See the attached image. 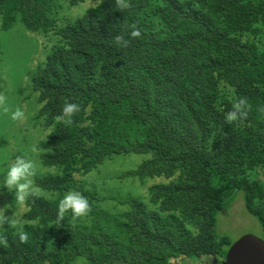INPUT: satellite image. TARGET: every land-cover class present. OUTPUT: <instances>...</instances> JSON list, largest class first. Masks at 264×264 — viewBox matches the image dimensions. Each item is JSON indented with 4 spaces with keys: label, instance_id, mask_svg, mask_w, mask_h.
<instances>
[{
    "label": "trees",
    "instance_id": "obj_1",
    "mask_svg": "<svg viewBox=\"0 0 264 264\" xmlns=\"http://www.w3.org/2000/svg\"><path fill=\"white\" fill-rule=\"evenodd\" d=\"M57 7L59 0H0L2 28L19 22L46 34ZM133 26L140 38H130ZM260 28L264 0H99L56 27L61 43L30 71V83L42 103L38 115L52 127L41 164L57 171L35 177L42 195L26 200L27 239L15 228L0 231V264H221L230 241L216 233L217 214L238 192L264 234V208L255 206L264 201V184L247 177L264 169V121L251 109H264L257 93L264 53L245 36ZM116 36L129 46L117 45ZM221 81L237 102L246 101L240 127L225 120L234 104L220 100ZM65 102L80 105L67 126L56 120ZM131 153L149 158L125 175L177 176L149 188L157 210L129 199L118 220L92 207L95 196L73 176ZM71 190L88 198L89 223L70 213L57 221L59 201ZM44 193L61 194L52 200Z\"/></svg>",
    "mask_w": 264,
    "mask_h": 264
},
{
    "label": "rangeland",
    "instance_id": "obj_2",
    "mask_svg": "<svg viewBox=\"0 0 264 264\" xmlns=\"http://www.w3.org/2000/svg\"><path fill=\"white\" fill-rule=\"evenodd\" d=\"M98 3L99 0H85L76 6H71L68 0H59L55 26L46 34L27 30L19 22H15L11 28L4 30L0 14V98L3 100L0 103V208L4 207L9 210L7 215L12 214L14 218L19 219L21 227L26 223L23 218L27 211L26 201L18 204L14 195L4 189L3 175L8 165L16 156L27 154L37 162L39 168L37 176L57 171L54 167L46 168L41 164V155L45 152L41 147V142L50 134L52 127L47 128L44 118L38 115L42 103L38 100L39 94L32 91L30 71L36 66L44 64L52 47L61 43L60 36L55 32L56 27L60 28L73 22L87 9L96 7ZM260 29L261 33L259 34L245 36L253 40L259 51L264 53V28ZM219 87L221 88L220 100L229 98L233 104L237 103L233 88L226 87L222 81ZM257 87L259 88L257 93L261 92L264 95V87L260 85ZM262 107L264 108V102ZM5 108L9 110L7 113ZM16 108H20L24 112V118L18 121L11 119V112ZM251 109L254 116L264 121V109L261 111L257 108ZM235 122L238 127L244 124L243 120ZM33 146H37L40 151L32 153L30 149ZM148 158L149 156L146 155L132 153L112 156L86 174L75 173L74 181L77 186H82L83 191H89L95 196L92 207L99 212H107L113 217L117 216L118 220L123 219L118 215H122L128 210V205L124 201L129 199L142 202L147 210H157L158 205L149 201V188L153 185L167 184L175 179L177 174L172 178L156 176L143 179L125 175L135 170ZM247 177L264 184V169L256 168L248 172ZM59 194L44 193L43 195L53 200L59 197ZM255 206L264 208V201L256 199ZM72 219L76 222L89 223L90 216L72 217ZM6 228H9L8 225L0 224V231ZM11 228L17 229L15 226ZM216 233L226 237L230 241V245L247 234L264 240L261 227L245 208L243 195L240 192L235 195L226 212L217 214ZM190 263L214 264L212 259H195ZM75 264H86V262L80 259Z\"/></svg>",
    "mask_w": 264,
    "mask_h": 264
},
{
    "label": "clouds",
    "instance_id": "obj_3",
    "mask_svg": "<svg viewBox=\"0 0 264 264\" xmlns=\"http://www.w3.org/2000/svg\"><path fill=\"white\" fill-rule=\"evenodd\" d=\"M141 32L139 29L133 26V30L130 32V38H140ZM115 41L117 45L127 48L130 40L125 39L123 36H116ZM3 100L0 98V103ZM9 110L5 108L7 113ZM80 105L73 102H65L62 107V112L56 117V120L62 122L65 126L73 123V117L79 113ZM247 105L246 101L239 100L234 104L233 110L225 114V120L227 122H234L247 118ZM24 118V112L20 108H16L11 112V119L18 121ZM30 151L36 153L40 151L37 146H33ZM39 172L37 162L31 158V156L19 155L16 156L13 161L10 162L3 175V187L9 193L14 195V199L18 204H22L27 199L42 195L39 188L35 183V177ZM91 211V205L86 196L81 192L71 190L67 191L58 204L57 221L62 220L66 213H70L73 218L86 217ZM9 210L0 208V224L8 225V227L15 226L20 239L26 240L27 237L23 233L20 221L14 218L13 215H7ZM0 243H6V240H0Z\"/></svg>",
    "mask_w": 264,
    "mask_h": 264
},
{
    "label": "water",
    "instance_id": "obj_4",
    "mask_svg": "<svg viewBox=\"0 0 264 264\" xmlns=\"http://www.w3.org/2000/svg\"><path fill=\"white\" fill-rule=\"evenodd\" d=\"M221 264H264V240L244 235L227 249Z\"/></svg>",
    "mask_w": 264,
    "mask_h": 264
}]
</instances>
